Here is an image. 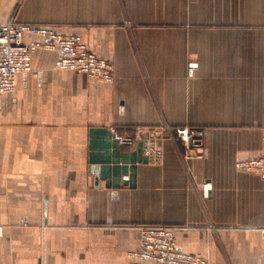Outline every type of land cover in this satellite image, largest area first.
Segmentation results:
<instances>
[{
	"label": "crops",
	"instance_id": "obj_1",
	"mask_svg": "<svg viewBox=\"0 0 264 264\" xmlns=\"http://www.w3.org/2000/svg\"><path fill=\"white\" fill-rule=\"evenodd\" d=\"M11 20L79 37L113 82L37 51L2 97L0 264H130L141 226L208 264H264V177L235 168L264 154V0H0ZM165 127L203 130L201 155L182 162ZM94 130L153 132L162 158L133 190L95 189Z\"/></svg>",
	"mask_w": 264,
	"mask_h": 264
},
{
	"label": "built area",
	"instance_id": "obj_2",
	"mask_svg": "<svg viewBox=\"0 0 264 264\" xmlns=\"http://www.w3.org/2000/svg\"><path fill=\"white\" fill-rule=\"evenodd\" d=\"M26 37L35 40L26 42ZM37 51L54 53L56 55L54 70L58 72H73L105 85L113 82L112 64L92 54L79 37L61 35L49 27L22 25L11 20L0 26V108L2 97L15 90L16 78L32 73V55ZM187 70L193 73L197 70V65L188 64ZM165 131L169 140L181 147V151L179 149L177 151L182 162L201 155L204 148L203 130L180 127L172 131L165 127ZM110 133L115 136L119 146L133 148L138 142H142V154L148 163L160 162L162 152L157 148L154 139L149 137L153 136V132L123 137L116 136L114 130H110ZM235 168L240 172L264 177V154L238 161ZM202 190L206 194L210 190L209 184H204ZM138 232V248L128 254L130 264H208V261L199 255L179 251L174 232L170 229L141 226Z\"/></svg>",
	"mask_w": 264,
	"mask_h": 264
},
{
	"label": "water",
	"instance_id": "obj_3",
	"mask_svg": "<svg viewBox=\"0 0 264 264\" xmlns=\"http://www.w3.org/2000/svg\"><path fill=\"white\" fill-rule=\"evenodd\" d=\"M142 146V142H138L132 152H124L109 131L90 132L88 166L94 188L98 189L104 183L105 189L113 191V195L121 187L133 190L136 186L137 166L148 164L142 154Z\"/></svg>",
	"mask_w": 264,
	"mask_h": 264
},
{
	"label": "rangeland",
	"instance_id": "obj_4",
	"mask_svg": "<svg viewBox=\"0 0 264 264\" xmlns=\"http://www.w3.org/2000/svg\"><path fill=\"white\" fill-rule=\"evenodd\" d=\"M15 11H17V10H15Z\"/></svg>",
	"mask_w": 264,
	"mask_h": 264
}]
</instances>
